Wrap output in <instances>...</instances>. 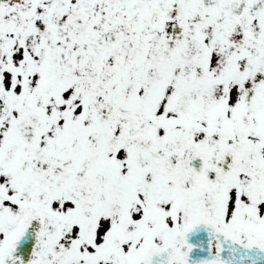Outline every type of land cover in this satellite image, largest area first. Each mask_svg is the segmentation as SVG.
Wrapping results in <instances>:
<instances>
[{
    "label": "snow or ice",
    "instance_id": "6c2138e0",
    "mask_svg": "<svg viewBox=\"0 0 264 264\" xmlns=\"http://www.w3.org/2000/svg\"><path fill=\"white\" fill-rule=\"evenodd\" d=\"M0 264H264V0H0Z\"/></svg>",
    "mask_w": 264,
    "mask_h": 264
}]
</instances>
